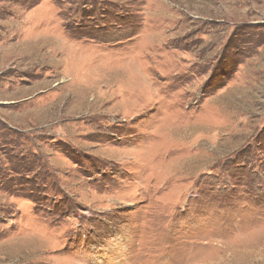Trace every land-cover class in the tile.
Here are the masks:
<instances>
[{
  "label": "rangeland",
  "instance_id": "obj_1",
  "mask_svg": "<svg viewBox=\"0 0 264 264\" xmlns=\"http://www.w3.org/2000/svg\"><path fill=\"white\" fill-rule=\"evenodd\" d=\"M0 264H264V0H0Z\"/></svg>",
  "mask_w": 264,
  "mask_h": 264
},
{
  "label": "bare ground",
  "instance_id": "obj_2",
  "mask_svg": "<svg viewBox=\"0 0 264 264\" xmlns=\"http://www.w3.org/2000/svg\"><path fill=\"white\" fill-rule=\"evenodd\" d=\"M187 145V144H186ZM189 146H190V142H189ZM181 148V147H180ZM182 148H184V147H182ZM180 150V149H179Z\"/></svg>",
  "mask_w": 264,
  "mask_h": 264
}]
</instances>
